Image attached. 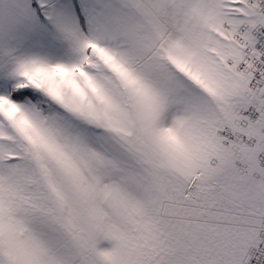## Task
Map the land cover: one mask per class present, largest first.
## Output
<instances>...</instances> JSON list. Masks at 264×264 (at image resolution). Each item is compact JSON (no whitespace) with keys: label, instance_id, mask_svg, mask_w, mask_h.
I'll list each match as a JSON object with an SVG mask.
<instances>
[{"label":"snow or ice","instance_id":"snow-or-ice-1","mask_svg":"<svg viewBox=\"0 0 264 264\" xmlns=\"http://www.w3.org/2000/svg\"><path fill=\"white\" fill-rule=\"evenodd\" d=\"M0 264H264V0H0Z\"/></svg>","mask_w":264,"mask_h":264}]
</instances>
